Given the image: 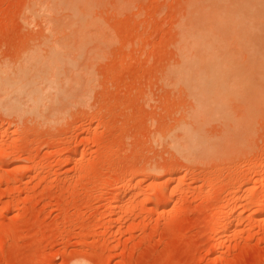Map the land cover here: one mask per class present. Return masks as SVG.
I'll return each mask as SVG.
<instances>
[{"label": "rangeland", "instance_id": "rangeland-1", "mask_svg": "<svg viewBox=\"0 0 264 264\" xmlns=\"http://www.w3.org/2000/svg\"><path fill=\"white\" fill-rule=\"evenodd\" d=\"M35 1L0 0V264H264V106L250 101L252 113L250 92L229 95L231 114L203 126L232 140L219 158L188 163L164 144L192 107L165 79L190 0H128L122 13L108 0L105 58L29 21ZM58 35L72 47L51 45ZM58 68V79L79 78L78 93L69 79L50 88ZM36 89L52 101L32 104ZM5 90L22 103L8 106Z\"/></svg>", "mask_w": 264, "mask_h": 264}, {"label": "bare ground", "instance_id": "bare-ground-1", "mask_svg": "<svg viewBox=\"0 0 264 264\" xmlns=\"http://www.w3.org/2000/svg\"><path fill=\"white\" fill-rule=\"evenodd\" d=\"M110 1L113 2V0H110ZM35 2L33 3L34 5L31 3L32 5L31 7H29L31 12L29 11V9L27 10L28 11L27 13L28 14L30 13L29 14L30 16L32 13L33 16H31L32 18H30L29 15H27L29 17L27 19H29V21L32 20L33 22L37 20L38 21V22L36 21L37 24H39L41 19H43L41 20L43 22L40 23V26H42L41 27L42 30H47V31L50 30V33L56 32V34L57 32L59 33L63 32L64 36L66 35L67 37L70 36L69 38H70L71 43L72 41L74 43V41L78 40L76 43L79 42L78 44L81 45V48H80V46L77 44L78 48L81 49V53L82 52L85 53L88 48L92 49L91 46L93 45L92 50L96 49V52L97 53L99 52L96 55L97 56L102 55L101 57L105 58V55L107 54V53L105 54V52L109 50L107 45L111 43H115V40L114 42H112L113 35H111V31H110L111 29L108 27L105 20H103L105 17L103 19L101 17L103 13H101V15L99 13V11L106 12L105 10H102V9L103 8L107 9L105 7L106 6L108 7L111 5V3L108 2V0H36ZM115 2H117V4L114 6L115 3L113 2L112 9H114L115 11L118 10L117 12L120 11L121 13L123 10L124 11L125 9L127 10L126 6L129 3H130L129 5H131V1H128V0H116ZM109 10L111 11V8ZM121 13H118V14H121ZM118 14H115V15H118ZM36 18H40V20ZM184 18L185 19L180 22L179 27H178V31H179L178 37L179 38L177 41L176 49L179 53L178 54L179 60L175 62L174 66L172 65L171 66L169 65L170 67L167 66L169 69L168 68L166 69L165 79L170 81L172 85L175 87V89L177 88L178 90L179 88V90L185 92L186 96H188L191 99L190 101L192 102L191 103L192 105L191 104L190 105L192 107H190L191 109L189 108V110L185 109L186 110L184 111L185 115L182 114L183 118L181 116L180 120H178L179 122V123L177 122L178 125L175 124L176 127L174 129L172 128L171 131L169 130V132H167L169 133L167 137L166 135L164 136L166 137L165 141L163 140L164 138L162 139L161 136L160 138L162 141H164V144L166 143V139L168 138L167 144L169 145V149L171 148L173 151L176 152V154L178 152L180 156L183 155L182 158L184 159L186 158L185 161L189 160L188 163L190 161H193L192 163H194V160H196V158H198L199 161L204 157L205 158L208 157V159H210L211 158L210 155H213L214 157L217 158L216 153L219 158L220 153L222 154L223 152V150L221 149L222 150L221 151L219 150V148H222V146H226V144L228 145L229 143L228 141L230 142L232 141L231 139L230 140L221 139L222 137H219L221 136V134L218 135L219 138L215 137L214 139L213 138L211 139L208 137L209 134L206 135L208 131L205 132L207 130L206 128L208 127V126L206 127L205 124L206 123L210 124L209 121L214 116L215 117L217 116L218 119H222L220 117H223V116L226 117V116H229V114H231L228 111V108H230L231 106L228 107V104H227L229 95H231V93H238V92L242 93L243 91L245 92L248 91L250 92V94L254 93L255 95L253 94L250 96V94L249 93L247 94L246 92L247 97L245 96L246 97L245 101L247 100L249 102L250 101L253 102L254 104L256 103L257 106L252 104L251 102H250L251 103V106H250V104L246 102V104H248L249 106H247V108L246 106H244L243 108L251 109L253 107L252 111L250 110L252 113L256 111L258 108H260L258 109L260 110V115L261 113L264 112V111L261 112L262 106H260V105L264 106V103H263L264 101L260 103L262 99L264 100V0H190L187 4L186 15ZM32 21L27 22V23L31 24L33 23ZM43 23H45V25ZM44 26H45V29L43 28ZM64 32L65 33L67 32V34L65 35ZM70 32H72V34ZM74 34L76 35V38H75L76 40L75 39L72 40V37L75 36ZM77 34H78V37H77ZM64 36L58 35L59 39L58 37H56L58 42L56 40H53L55 44H53L54 43L53 41H49V38H48V41L51 43V45H58L59 42L61 43L63 42L62 43L63 45L64 43H66L67 45L68 44L67 42L69 39ZM62 37H64V40ZM60 38H62L63 41ZM65 38L67 41L65 40ZM49 42H46V43L50 45ZM61 43H59L60 46L62 45ZM71 43L69 42V45H67V47L68 46L72 47ZM84 45L87 47H84ZM102 46H105L108 50L106 48L104 49ZM82 48H84L83 51H82ZM109 48H110V45H109ZM90 49L88 50L89 52L87 53L91 56L90 57L88 55L89 60L94 59L93 60L94 62L96 61L95 58H97V61L98 60L101 61L103 59L101 57L100 58L97 57L96 55L94 56L95 58H93L91 54L94 55L95 52L90 53V51H92ZM100 49L102 50L104 49L103 50L104 52H102V50ZM100 52L103 53L104 56L103 54L100 55ZM81 55H83V53ZM59 56L56 54L51 55L50 56L51 60L49 61V63L51 61L54 62V64L56 63V65L57 63L58 64L61 63ZM94 63H97V62H94ZM52 64H50V66H52ZM60 68H58L57 70L58 73L57 71L53 72L52 74L50 72H47L49 75L47 79L51 83L50 88L56 87V85L59 86V88H61L59 84H61L62 82H63L62 84L63 86L66 84L67 87L69 88V85H68L69 83H72L74 80L79 79L77 78V79H74L72 82H70L71 81L70 79H72L73 77L75 78V76L73 77L70 76L72 78L70 79L62 78V80L61 78H59L60 81L62 82L60 83L59 81L57 82V80H59L57 77L58 76L60 77L61 75V72L59 71ZM59 72H60V75H59ZM87 72H88L87 77L89 76V79L91 77L89 81L94 82L95 74L94 76L92 74L93 76L92 77L91 72L90 71H87ZM86 73H84V75ZM23 74H25V72H23ZM66 75L67 74H65V77ZM81 75L83 74H80V76ZM84 75L83 77L81 76L80 78L84 79L85 78ZM63 79L65 80V82ZM67 79H69V83ZM24 80L25 79L20 78L18 81L23 82ZM89 81L87 83V80L86 79L84 80V82L87 83L86 85L89 88H91L90 85H92L93 83L92 82L90 83ZM231 81H233V83H231ZM4 82H6L5 79L3 80L2 83ZM13 82H17V80H14ZM74 82L72 84H73V87L75 88L76 85ZM84 82L82 81V83ZM79 83L81 82L78 81V84ZM167 83H166V86H167ZM86 85H83L84 89L88 88ZM172 85L171 87L172 89H174ZM67 87L65 86L62 88L66 89ZM76 89L78 91V89L80 88L77 87L75 88V90L73 89V92H75ZM84 89H83V94L87 96L88 91ZM70 90H72V87L70 88ZM66 91L64 92L65 93L64 95L70 96L71 92L68 90L67 95H66ZM224 91L226 92L225 94L222 93ZM57 92H60V91H57ZM62 92H60L59 94H61ZM243 93L241 95H243ZM6 95H7L6 96L7 99L9 98L7 105L10 107L11 106L15 107L16 104H19L21 102L19 100L13 101L10 95L8 96V92H6ZM84 95H81V96L84 98L85 97ZM52 96L49 95L48 97V95H46L45 92H42L39 89H36L33 93H31L28 101H30L32 104L37 105L43 100H45L47 97H48V101H50V99L53 98ZM248 96H250L252 100ZM255 96L257 98L259 96L258 99H261L262 97V99L257 101L258 99H253L255 98ZM57 97L59 98V96ZM71 97L72 95L69 97L70 100L72 99ZM243 98L244 96H242V99ZM59 100H55L54 102L59 101ZM253 100L256 102H254ZM86 102L87 101H85V103ZM78 103H80V101ZM255 106L256 107L260 106V107L255 108ZM258 110L256 112H258ZM243 111L245 110L243 109ZM251 112H249V114ZM256 112L254 113L255 115H256ZM227 113L229 114L227 115ZM254 114H252V116L255 118L256 116H254ZM213 119L211 121L214 122ZM231 119L229 120L231 121ZM236 119L238 120L239 118L236 117ZM236 121L234 122L237 123ZM238 123H239V120H238ZM243 123L244 122H242V124ZM227 124L229 125L230 123H227ZM232 125L233 124H231L230 127H228L227 131L230 130V132L232 131L233 133V129L231 130V127H233ZM203 126H205L204 128L206 130H204ZM230 132L229 134L233 135ZM234 132H236V130ZM158 140H156V142H158ZM228 147L229 146H226V148ZM218 151H219V154H218ZM172 154L176 155L175 153H172ZM200 157L202 158L200 159ZM201 163H204V162L201 161ZM148 175H145V176H148ZM129 180L131 181V179ZM259 206L260 207L258 208L256 213L263 214L264 213V195L260 199ZM234 211L235 210L231 209L229 212H232V214L234 215L236 214V213H233Z\"/></svg>", "mask_w": 264, "mask_h": 264}]
</instances>
